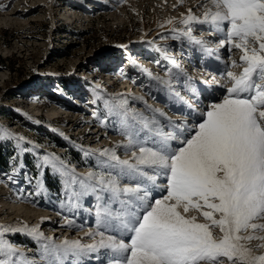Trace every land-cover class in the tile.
<instances>
[{
  "label": "rangeland",
  "instance_id": "1",
  "mask_svg": "<svg viewBox=\"0 0 264 264\" xmlns=\"http://www.w3.org/2000/svg\"><path fill=\"white\" fill-rule=\"evenodd\" d=\"M202 3L0 0L4 6L0 10V127L23 137L21 146L31 149L21 152L15 139L0 140V225L35 227L57 243L63 239L93 242L87 233L96 230L95 195L72 197L70 202L65 178L51 167L38 168V157L55 154L80 176L100 171V162L107 158L96 150L126 142L117 114L123 110V100L128 109L149 116L152 113L145 102L164 112L165 117H158L164 125L168 119L190 125L198 110L222 99L226 94L222 85L227 83L222 75L230 68L236 73L242 70L231 67L233 60L239 63V51L224 47L209 53L179 35L185 28L179 23L182 15L189 9L201 15ZM170 19L173 24L167 23ZM192 28L193 35L203 39L207 47L217 48L222 37L209 25L193 24ZM172 60L179 69L173 67ZM169 70L171 91L153 79H168ZM43 91L57 100L47 103L46 96L39 99ZM122 92L125 94L120 95ZM77 94L86 97L84 108H70ZM59 108L72 110L75 119L47 118ZM30 110L41 114L36 116ZM79 117L83 121L75 123ZM116 151L121 159L130 156L122 147ZM76 190L80 191L78 185ZM112 207L119 210L118 203ZM67 220L74 221L73 226H67ZM2 239L17 249L14 264H18L19 253L39 260L46 242L24 232H6ZM97 255L82 258V264H101L104 257L101 254L98 260Z\"/></svg>",
  "mask_w": 264,
  "mask_h": 264
},
{
  "label": "snow or ice",
  "instance_id": "2",
  "mask_svg": "<svg viewBox=\"0 0 264 264\" xmlns=\"http://www.w3.org/2000/svg\"><path fill=\"white\" fill-rule=\"evenodd\" d=\"M200 7L199 16L192 9L182 15L179 23L185 28L179 35L209 53L224 47L240 53L231 67L242 70L230 68L222 75L227 81L223 98L198 110L190 125L170 119L164 125L158 118L164 112L145 102L149 116L128 109L123 100L117 114L126 142L96 150L107 158L100 171L80 176L55 154L38 157V168L51 167L65 178L70 202L95 195L96 230L87 233L93 242L57 243L35 227L0 225V264H14L17 254L2 239L6 232L46 241L39 260L19 253L18 264H82L92 253L98 260L103 255L101 264H264V0H203ZM193 24H207L221 35L216 49L193 35ZM168 75L153 79L171 91L170 70ZM5 139H15L21 152L31 151L21 146L23 137L0 127V140ZM120 147L129 158L121 159Z\"/></svg>",
  "mask_w": 264,
  "mask_h": 264
},
{
  "label": "bare ground",
  "instance_id": "3",
  "mask_svg": "<svg viewBox=\"0 0 264 264\" xmlns=\"http://www.w3.org/2000/svg\"><path fill=\"white\" fill-rule=\"evenodd\" d=\"M37 8H34V9H31V11H35ZM18 12V11H17ZM69 17V16H68ZM43 95H41L40 97H39V99L40 98H43V97H47V103H48V100H50L51 102H53V101H55V100H57V96H54L52 93H50V92H48V91H43ZM26 94V93H25ZM120 95H124L125 94V92H122V93H119ZM35 96H37V95H35ZM38 98V97H37ZM75 102V101H74ZM34 105H35V102H34ZM60 109V108H59ZM65 110V109H64ZM67 111V110H66ZM71 115L72 116H70V117H72L73 119H75L74 117H73V113H71ZM51 117H54V119L56 118H61L62 117V115H60L59 114V110L57 111V113L56 114H52V115H50ZM69 117V118H70ZM72 118H70L71 120H72ZM78 121H83L80 117L79 118H76V120H75V123H77ZM53 122V121H52ZM41 218H43V217H41ZM15 219H17V218H15ZM18 220V219H17ZM34 221V220H33Z\"/></svg>",
  "mask_w": 264,
  "mask_h": 264
},
{
  "label": "trees",
  "instance_id": "4",
  "mask_svg": "<svg viewBox=\"0 0 264 264\" xmlns=\"http://www.w3.org/2000/svg\"><path fill=\"white\" fill-rule=\"evenodd\" d=\"M73 107H78L77 105H74Z\"/></svg>",
  "mask_w": 264,
  "mask_h": 264
}]
</instances>
